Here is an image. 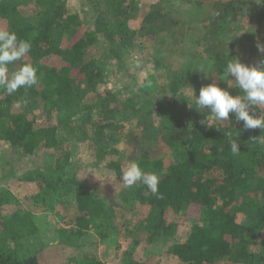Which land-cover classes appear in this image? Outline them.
Here are the masks:
<instances>
[{"label": "trees", "instance_id": "obj_1", "mask_svg": "<svg viewBox=\"0 0 264 264\" xmlns=\"http://www.w3.org/2000/svg\"><path fill=\"white\" fill-rule=\"evenodd\" d=\"M32 1L37 11L33 17L25 18L18 10L19 3L0 0V27L4 32L3 43L9 49L0 51V67L8 72L0 80V140L28 155L40 143L50 146L55 135L53 128H35L34 107L27 97L33 92V85L38 83L42 88L39 92L45 97L44 104L49 102L54 111H65L69 117L75 108H88L78 98L73 75L84 78L96 66L87 57V51L95 40L89 35L84 38L76 35L73 23L66 18L65 0ZM178 1L182 5L195 6L204 0ZM102 2L107 16L99 12L95 19L96 29L108 42H116L125 51L133 49L137 38L163 36L162 32L169 30L168 25L174 22L170 4L159 0L158 4L149 7L136 31L129 26L136 20L134 0ZM249 3L246 0L215 3L210 33L215 37L222 30L230 29ZM256 21L262 24H258L255 30L264 44V10L257 12ZM214 37L205 54L213 71L220 75L226 70L228 59L223 53V45ZM117 52L115 48L113 53ZM22 54L36 60L55 56L65 65L57 69L39 65L35 60L21 61L19 57ZM166 57L164 51L157 47L154 53L143 59L145 67L166 72V83L160 89L162 93L176 99L181 91L199 87L190 71L186 74L181 72ZM243 82L248 89H238L239 101L226 100L221 108L223 115L217 120H206L211 107L203 108L201 105L211 100L201 90L194 92L196 98L191 107L174 103L175 108L162 109L147 101L142 104L130 100L121 111L125 114V110H130L137 116V128L145 139L155 138L169 148L182 150L181 159L171 163L164 173L153 176L148 184H144V177L160 163L150 162L146 154L135 160L133 173H125L118 161L109 167L117 179L116 183L125 186L141 184L139 197L148 208L144 226L151 235L168 234L172 225L168 224L167 218L172 214L185 213L186 217L192 216L196 221L202 217L203 223L190 228L186 241L165 252L175 264H218L222 260L229 264H264V245L255 240L264 234V180L257 178L264 173V154L260 151V144L264 142V108L258 104L264 93V63L256 71L244 74ZM15 101L24 106L12 112ZM154 113H158L161 121L153 127ZM119 114L117 109L104 110L102 122L94 132L98 141L105 139L104 131L115 129L114 121ZM186 117L197 120L205 126L204 130L191 128ZM66 118L63 116L60 121ZM130 134L135 135L133 131ZM136 140L135 135L133 141ZM135 142H130L133 148H136ZM254 179L256 183L252 185ZM241 190L245 194L237 203L236 196ZM75 204L78 213L73 227L61 228L59 236L68 246L78 249L92 225L100 223L104 228L109 227L111 212L100 195L82 188L75 191ZM234 208L245 217L246 225L235 221ZM15 243L16 239L13 241L16 246ZM59 252V248H49L20 255L2 241L0 264H49V260L57 258ZM71 253L66 258L61 257L58 264H102L93 255L80 254L76 249Z\"/></svg>", "mask_w": 264, "mask_h": 264}, {"label": "rangeland", "instance_id": "obj_2", "mask_svg": "<svg viewBox=\"0 0 264 264\" xmlns=\"http://www.w3.org/2000/svg\"><path fill=\"white\" fill-rule=\"evenodd\" d=\"M4 1L19 3L18 10L25 18L33 17L37 11L32 0ZM227 1L204 0L201 5L186 6L179 4L178 0H164L170 4L173 13L174 22L168 25L170 29L163 31L164 35L158 38H137L133 49L125 51L116 42H108L96 29L95 19L99 12L107 13L102 0H65L66 18L73 23L76 35L82 38L89 35L95 40L87 51L88 60L96 64L95 69L84 78L73 75L78 98L88 108H75L68 117L65 111H54L49 102L43 103L45 97L40 94L42 88L38 83L33 85V92L27 94L34 107L35 128L55 129L54 143L48 147L40 143L28 155L9 142L0 140V242H6L11 251L20 255L59 248L58 257L49 260V264H58L61 257L72 255L74 249L80 254L95 256L102 264H175L165 252L173 245L186 241L190 228L203 223L202 217L196 221L192 216L186 217L185 213L172 214L167 218L168 224L172 225L170 232L161 236L151 235L144 226L148 208L139 197L141 184L125 186L116 183L117 179L109 167L118 161L125 173H133L135 160L146 154L150 162L160 163L144 177V184H148L153 176L164 173L171 163L182 156L180 149L169 148L155 138L143 137L137 128V116L130 110H125V114L121 112L130 100L142 104L147 101L162 109L175 108L174 103L191 107L196 98L194 92L201 90L211 100L201 105L203 108L211 107L208 121L220 119L223 103L229 99L239 101L237 92L248 89L243 75L256 71L264 63V44L255 30L258 24L262 25L256 21V16L258 11L264 10V0H246L250 3L237 23L214 37L210 33L213 5ZM134 2L136 20L129 26L137 31L149 7L158 4L159 0ZM3 36L0 27V51L5 52L9 49L3 43ZM213 37L221 42L219 44L223 45V53L228 59L227 68L220 75L213 71L205 54V49L214 42ZM157 47L164 51L166 60L176 64L181 72L186 74L190 71L199 87L181 91L176 99L162 93L160 89L166 83V72L145 67L143 60ZM115 48L117 54L113 53ZM19 60H35L39 65L57 69L65 65L55 56L36 60L22 54ZM7 75V69L0 67V80ZM262 96L258 103L261 109L264 108V93ZM23 106V103L15 101L12 112L21 110ZM110 108L120 112L114 121L115 129L104 131L105 139L98 141L94 132L102 122L104 110ZM63 116L67 118L61 122ZM152 120L153 127L157 126L161 121L158 113H154ZM186 120L191 128H205L192 117H186ZM132 131L137 137L136 142L133 141L135 135L130 134ZM130 142H135L136 148ZM260 151L264 154V142L260 144ZM59 170L63 172L61 175ZM257 178L264 180V173ZM255 183L256 179L251 181L252 185ZM79 188L101 196L111 212V222L106 228L100 223L92 225L77 249L60 238L59 230L73 227L78 213L75 191ZM244 194L245 191L241 190L236 196L237 203ZM232 211L238 224H247L240 212L235 208ZM9 239H16L17 245ZM255 240L264 245V234ZM218 264L229 263L222 260Z\"/></svg>", "mask_w": 264, "mask_h": 264}]
</instances>
